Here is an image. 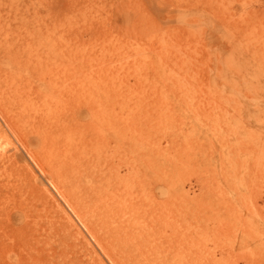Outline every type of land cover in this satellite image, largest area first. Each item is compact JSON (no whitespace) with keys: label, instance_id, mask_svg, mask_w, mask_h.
I'll use <instances>...</instances> for the list:
<instances>
[{"label":"rangeland","instance_id":"374dc122","mask_svg":"<svg viewBox=\"0 0 264 264\" xmlns=\"http://www.w3.org/2000/svg\"><path fill=\"white\" fill-rule=\"evenodd\" d=\"M0 10L7 49L33 34L24 77L48 78L50 97L85 95L133 131L140 190L171 195L179 226L166 234L187 229L189 264H264V0H0ZM0 160V264H115L1 115Z\"/></svg>","mask_w":264,"mask_h":264},{"label":"bare ground","instance_id":"6f19581e","mask_svg":"<svg viewBox=\"0 0 264 264\" xmlns=\"http://www.w3.org/2000/svg\"><path fill=\"white\" fill-rule=\"evenodd\" d=\"M82 12L86 10L68 14ZM5 19L0 10V53L4 50L0 55V115L16 140L63 189V195L115 264H189L187 229L181 227L173 240V235L166 234L172 223L174 227L177 224L168 218L171 195L160 189L162 199L156 200L159 197L150 188L149 201L140 190L137 172L144 160L135 159L138 146L131 141L133 131L121 133L119 125L113 128L94 104L85 105L81 100L85 95L50 97L48 78L35 85L33 79L24 77L22 71L31 72L34 65L26 60L27 65L22 66L20 58H31L33 34H25V39L19 36L23 48L12 44L15 49H7L13 28L2 25ZM39 44L48 54L49 44ZM85 114L91 121L87 125L82 119ZM120 162L126 163V174L121 173ZM9 167L17 180L32 184L26 170ZM6 195H2L4 200ZM3 199L0 210L4 209ZM163 237L168 238L165 243ZM174 245L187 255L176 251Z\"/></svg>","mask_w":264,"mask_h":264}]
</instances>
